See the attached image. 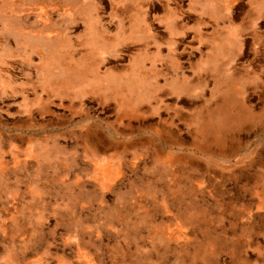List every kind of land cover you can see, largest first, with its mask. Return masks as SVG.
Returning a JSON list of instances; mask_svg holds the SVG:
<instances>
[{"label":"rangeland","instance_id":"1","mask_svg":"<svg viewBox=\"0 0 264 264\" xmlns=\"http://www.w3.org/2000/svg\"><path fill=\"white\" fill-rule=\"evenodd\" d=\"M146 1L0 0V264H264V0H231L241 86L162 106L103 77L71 112L68 73L141 41L103 23Z\"/></svg>","mask_w":264,"mask_h":264},{"label":"crops","instance_id":"2","mask_svg":"<svg viewBox=\"0 0 264 264\" xmlns=\"http://www.w3.org/2000/svg\"><path fill=\"white\" fill-rule=\"evenodd\" d=\"M230 6L231 0H209L207 5L197 0H147L140 15L111 16L103 23L108 38L141 33L142 40L103 53L96 68L68 73L71 112L84 118L100 106L103 77L112 82L125 77L126 87L140 88L151 96V104L162 106L197 102L211 97L212 89L241 86L247 72L261 70L252 58L261 51L251 46L252 35L228 33Z\"/></svg>","mask_w":264,"mask_h":264}]
</instances>
